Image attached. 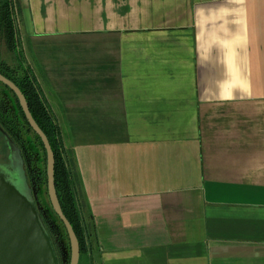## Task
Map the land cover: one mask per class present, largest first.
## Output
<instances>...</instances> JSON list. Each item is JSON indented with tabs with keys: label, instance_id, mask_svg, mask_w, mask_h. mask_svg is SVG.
I'll return each mask as SVG.
<instances>
[{
	"label": "crops",
	"instance_id": "1",
	"mask_svg": "<svg viewBox=\"0 0 264 264\" xmlns=\"http://www.w3.org/2000/svg\"><path fill=\"white\" fill-rule=\"evenodd\" d=\"M12 2L93 264H264V0Z\"/></svg>",
	"mask_w": 264,
	"mask_h": 264
},
{
	"label": "trees",
	"instance_id": "2",
	"mask_svg": "<svg viewBox=\"0 0 264 264\" xmlns=\"http://www.w3.org/2000/svg\"><path fill=\"white\" fill-rule=\"evenodd\" d=\"M0 37L6 50L10 53L12 61L15 63L14 67L6 63H0V74L14 83L23 94L32 118L49 141L55 161V190L62 212L78 240L79 261L81 256H84L89 264H93L92 253L95 248L94 227L80 192L73 157L71 152L66 149L55 117L35 80L32 70L26 64L19 49L12 0H0ZM2 99L7 101V105L2 106L0 102V126L4 134L19 151L24 166L26 183L32 192L35 191V187H43L44 192L47 194L46 154L44 147L39 137L28 125L16 96L0 83V101ZM30 144H33V148H39V162L38 159L34 158ZM6 146L8 145L6 144ZM52 213L55 219L50 216L45 218L40 212L52 243L57 238L67 249V264H69L70 247L67 233L64 225L53 210ZM49 218L53 220V224H50Z\"/></svg>",
	"mask_w": 264,
	"mask_h": 264
},
{
	"label": "water",
	"instance_id": "3",
	"mask_svg": "<svg viewBox=\"0 0 264 264\" xmlns=\"http://www.w3.org/2000/svg\"><path fill=\"white\" fill-rule=\"evenodd\" d=\"M0 83L16 96L28 125L44 147L48 200L67 233L69 264H78L79 243L58 201L54 184V154L49 141L32 118L26 99L15 84L1 74ZM5 138L10 157L8 164L0 163V264H59L36 203L35 191L32 192L26 183L19 151L7 136ZM16 162L19 166H15Z\"/></svg>",
	"mask_w": 264,
	"mask_h": 264
},
{
	"label": "rangeland",
	"instance_id": "4",
	"mask_svg": "<svg viewBox=\"0 0 264 264\" xmlns=\"http://www.w3.org/2000/svg\"><path fill=\"white\" fill-rule=\"evenodd\" d=\"M0 63H6L9 64L11 67L15 66V63L12 61L10 53L6 50V47L3 43L2 38L0 37ZM31 138V136L29 135ZM32 139V138H31ZM31 152L34 155L35 159H38V162L40 160V151L38 147L33 148V144H30ZM9 147L6 146L5 140L0 135V163H8L7 161V155H9ZM17 161V160H16ZM15 166H19L18 163H15ZM24 168V166H23ZM35 196H36V203L38 205V208L40 209V212H42L43 216L45 218H48L49 216L54 218V215L51 210V205L48 203V196L44 192L43 187H35ZM49 218L50 224H53V220ZM44 223V222H43ZM54 247L56 249L57 258L59 260V264H67V256L68 251L63 246L62 242L59 241L57 238L54 239ZM78 264H89V262L84 258V256H81L80 261Z\"/></svg>",
	"mask_w": 264,
	"mask_h": 264
},
{
	"label": "flooded vegetation",
	"instance_id": "5",
	"mask_svg": "<svg viewBox=\"0 0 264 264\" xmlns=\"http://www.w3.org/2000/svg\"><path fill=\"white\" fill-rule=\"evenodd\" d=\"M6 96H7V94H5ZM3 100V101H2ZM0 102H1V104H2V106L4 105V106H6L7 105V101L5 100V99H2ZM1 106V107H2ZM0 135L3 137V139L5 140V142H6V144H7V141H6V138H5V134H4V131L2 130V128H1V126H0ZM10 150V149H9ZM9 157H10V151H9V155H8V160H9ZM8 163H9V161H8ZM8 163H6V164H8ZM54 250H55V253H56V249H55V247H54ZM56 255H57V253H56Z\"/></svg>",
	"mask_w": 264,
	"mask_h": 264
}]
</instances>
